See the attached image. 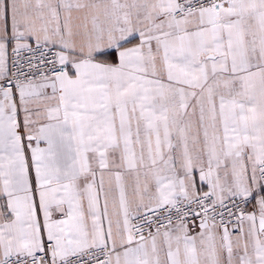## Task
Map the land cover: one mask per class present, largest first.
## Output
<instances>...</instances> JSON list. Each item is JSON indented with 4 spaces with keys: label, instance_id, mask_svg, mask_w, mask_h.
<instances>
[{
    "label": "snow or ice",
    "instance_id": "6c2138e0",
    "mask_svg": "<svg viewBox=\"0 0 264 264\" xmlns=\"http://www.w3.org/2000/svg\"><path fill=\"white\" fill-rule=\"evenodd\" d=\"M0 264H264V0H0Z\"/></svg>",
    "mask_w": 264,
    "mask_h": 264
}]
</instances>
